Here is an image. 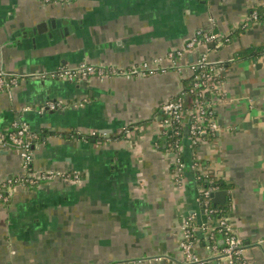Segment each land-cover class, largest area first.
<instances>
[{
    "label": "crops",
    "instance_id": "0c3cea01",
    "mask_svg": "<svg viewBox=\"0 0 264 264\" xmlns=\"http://www.w3.org/2000/svg\"><path fill=\"white\" fill-rule=\"evenodd\" d=\"M261 5L264 0H0V67L21 78L0 92V136L27 124L39 135L35 171L82 176L16 185L0 201V264H183L181 226L189 217L197 226L196 252L229 264L202 229L208 220L202 188L191 172L182 183L175 180L165 143L162 105L184 87L189 65L203 53L211 64L230 62L221 72L218 130L196 151L189 135L182 142L202 173L231 185L218 190L227 191L229 221L250 264H264V54L235 60L249 46L264 45V20L240 31L249 9ZM54 20L60 26L53 28ZM42 22L53 37L33 32ZM199 30L230 41L198 44L144 75L37 76L83 63L132 70L181 48ZM83 98L88 102L73 105ZM48 100L68 106L42 110ZM23 174L19 149L0 143V181ZM224 239L217 233L215 244Z\"/></svg>",
    "mask_w": 264,
    "mask_h": 264
},
{
    "label": "built area",
    "instance_id": "2783aa9c",
    "mask_svg": "<svg viewBox=\"0 0 264 264\" xmlns=\"http://www.w3.org/2000/svg\"><path fill=\"white\" fill-rule=\"evenodd\" d=\"M45 1L54 2L60 0ZM249 18L250 17L247 16L245 22H247ZM251 18L253 21L260 20L258 10H254L252 12ZM221 42V39L216 33H213L211 31L199 30L193 37L186 41L181 48L170 51L164 58H158L151 62H142L132 70L122 68H108L93 63H83L75 68L64 67L60 68V70L56 72H52L49 74L42 73L37 76L40 78L51 77L63 78L68 80H87L94 75H97L102 79L118 73L131 76L132 73L135 72L136 74L138 73L139 75H144L147 71H154L158 69L159 67L157 66L163 63L165 60H169V62L175 63L176 57H183L185 53L192 52L196 49L198 44L204 45L208 48L210 44ZM210 64L211 63L208 61L207 55L203 53L189 65L192 72L191 75L195 74V72L200 69V72L198 74H195L194 89L202 88L203 91L201 94H204L206 90H212L214 92L217 91V93H219L221 97L222 83H220V81L217 80V77H214L211 72L208 71ZM162 66L163 65H161V67ZM162 70L165 71L164 68ZM214 70L215 75H218L221 74L223 67L218 66ZM211 78L216 81V84H209L208 81ZM20 82L21 78L19 76H8L0 67V92L8 88L18 86ZM194 89H192V91H194ZM184 94V87H182V89L176 96L166 101L162 105L165 134L170 139L169 147L172 148L170 152L172 153L175 160L173 162L174 178L178 183L182 182L185 172V166L181 160L183 143L179 138L182 134L180 129L187 121H189V116L184 104ZM218 99L219 98L215 96L214 98H205L202 102H200L197 109L192 112L193 116L189 127V134L191 138L190 147L195 148V146L199 145L200 140L198 139L203 134H209L210 136H214L216 134L218 130V124L216 122L215 106ZM85 102H88L87 98H83V100L76 102L73 105L78 106L84 104ZM67 106L68 103L63 100H48L43 105L42 110H60L64 109ZM13 126L14 128L10 132L0 136V143L4 145L9 144L19 149L23 160L24 174L22 176H8L0 181V201H8L10 192L16 185L34 187L42 181L52 180L60 174L63 177L74 178L77 181H80L82 179L81 174L73 172L57 173L55 171H35L32 167V163L34 159V145L36 139L38 138V134L32 131L27 124L15 123ZM195 160H198L197 157L195 158ZM196 166H198V164L194 162V168ZM218 190L219 189L217 186L212 185L206 190L201 191L202 194L199 199L208 219L207 222L202 224V229L207 233L209 241H213V244H211L212 249L226 258L229 264H236L238 260H241L242 264H250V262L245 257L244 242L242 238H240L233 230L228 216L216 217L213 215L216 209L211 207L212 194ZM196 230L197 226L193 222L192 217L187 218L181 226L180 247L183 254L182 263L215 264L213 260L202 257L199 255V253L196 252ZM215 232H221L225 234L224 246L220 251L217 249L218 246L215 244Z\"/></svg>",
    "mask_w": 264,
    "mask_h": 264
},
{
    "label": "trees",
    "instance_id": "16d2710c",
    "mask_svg": "<svg viewBox=\"0 0 264 264\" xmlns=\"http://www.w3.org/2000/svg\"><path fill=\"white\" fill-rule=\"evenodd\" d=\"M254 10H258L260 20H264V5L257 6L255 8H250L248 11V16L250 18L248 19L247 22L242 24L240 31H244L246 27H248L249 25H251V23L254 22L251 18V14ZM221 41L224 43H227L230 41V38L225 37ZM262 54H264V45H262V46H249L248 48L236 53L235 60L246 58V57L260 56ZM229 63L230 62H226V63L221 64V65L210 64L208 71H210L211 74L214 77H217V80L220 81V83H222L223 82V76L221 74L215 75L214 69L218 66H222V67L227 66ZM199 72H200V69L197 70L195 72V74H198ZM195 74L188 76L187 78L184 79V92H185V94L183 95V98H184L185 108H186L187 114L189 116V121H187L184 124V126L181 127V129H180L182 132L181 136L179 137L181 142L184 141L185 136H188V135L190 136L189 127H190V122L192 121V116H193L192 112L195 111V109H197L200 102H202L203 99H205V98H214V96L218 97V98L220 97V94L217 93V91L214 92L212 90H206L204 92V94H201L203 91L202 88H195L194 89ZM208 82L210 85L216 84V81H214L213 78H211ZM192 89H194V91H192ZM208 136H210V135L209 134H203L201 137L204 139ZM38 138H39V135H38ZM38 138L36 139V141L38 140ZM169 142H170V139L167 138V140L165 141L166 148L168 150H172V148L169 147ZM181 160L185 166V170H186L185 174H187V172H189V173L191 172V175L194 176L197 183L202 188L201 191L206 190L207 188H209L212 185L217 186L218 189H220V188L230 189L231 188V185L229 183H226L225 181H221V180H217V179H213V178L211 179L209 177H205V176L200 175L198 173V171L194 168L195 160L193 158V154L187 152L184 144H183V149L181 152ZM201 194L202 193H200V196H201ZM211 207L216 209V211L213 213V215L216 217L228 216L230 209H231L229 202H226L225 204H221V205H214L213 202H211ZM215 233L217 235V233H221V232H215ZM221 234H223L224 238H225V234L224 233H221ZM210 243L213 244V241L210 240ZM223 246H224V243H223V245L218 246L217 249L220 251L223 248ZM236 264H242L241 260H238L236 262Z\"/></svg>",
    "mask_w": 264,
    "mask_h": 264
},
{
    "label": "water",
    "instance_id": "95a60500",
    "mask_svg": "<svg viewBox=\"0 0 264 264\" xmlns=\"http://www.w3.org/2000/svg\"><path fill=\"white\" fill-rule=\"evenodd\" d=\"M51 24H52L53 28H56V26H60V24L58 23L57 20L52 21ZM49 27H50V25L48 22H42V23L38 24V26L36 28L33 29V32L34 33L42 32V31L47 32L49 30ZM62 31H65V33H66L68 31V29L66 27L63 30L60 29L61 35H62ZM47 33H48L49 37L54 36L53 35L54 32H51V33L47 32ZM211 46H214V44H211ZM83 85L87 86V82L84 81ZM212 199H213L214 205L225 204L227 201V191L221 190V191L214 192L212 194Z\"/></svg>",
    "mask_w": 264,
    "mask_h": 264
},
{
    "label": "rangeland",
    "instance_id": "374dc122",
    "mask_svg": "<svg viewBox=\"0 0 264 264\" xmlns=\"http://www.w3.org/2000/svg\"><path fill=\"white\" fill-rule=\"evenodd\" d=\"M106 78H107V77H106ZM214 138H215V136H210V137L208 136L207 139H214ZM198 140L202 141L203 138H202V137H199ZM197 148H198V145L195 146V151H196ZM172 160L175 161V160H174V157H172ZM195 163L198 164V166L195 167V169L198 171V173H199L200 175H202V176L209 177V176L205 175L204 173H202V171H200V166H201L200 160H195ZM185 172H186V170H185ZM185 172H184L183 179H184V177H185ZM209 178H210V177H209ZM183 179H182V181H183ZM211 179H212V178H211ZM213 179H214V178H213ZM181 183H182V182H181ZM228 219H229V217H228ZM200 256H201V255H200Z\"/></svg>",
    "mask_w": 264,
    "mask_h": 264
},
{
    "label": "flooded vegetation",
    "instance_id": "af4514ba",
    "mask_svg": "<svg viewBox=\"0 0 264 264\" xmlns=\"http://www.w3.org/2000/svg\"><path fill=\"white\" fill-rule=\"evenodd\" d=\"M60 1H62V0H60ZM55 2H58V1H54V3H55Z\"/></svg>",
    "mask_w": 264,
    "mask_h": 264
}]
</instances>
